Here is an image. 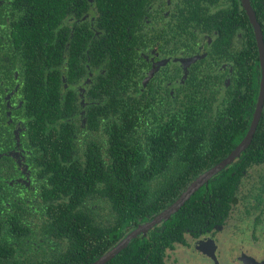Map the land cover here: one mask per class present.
Instances as JSON below:
<instances>
[{"label": "flooded vegetation", "instance_id": "af4514ba", "mask_svg": "<svg viewBox=\"0 0 264 264\" xmlns=\"http://www.w3.org/2000/svg\"><path fill=\"white\" fill-rule=\"evenodd\" d=\"M250 4L257 18L258 0ZM254 32L241 0H0V199L2 210L21 213L10 238L14 264H94L150 219L133 226L116 221L102 185L98 190L96 182L93 199L84 201L76 184L90 143L95 163H110L108 69L115 66L128 97L141 100L188 99L195 84L225 96L233 85L234 128L242 135L231 152L258 97ZM249 34L258 79L245 108L243 74L252 62L238 63L237 55L248 50ZM254 133L198 188L202 204H183L101 264H264V143ZM67 167L78 191L56 184ZM93 174L98 178L97 167ZM211 180L218 183L210 186ZM59 213L83 219H52Z\"/></svg>", "mask_w": 264, "mask_h": 264}, {"label": "trees", "instance_id": "16d2710c", "mask_svg": "<svg viewBox=\"0 0 264 264\" xmlns=\"http://www.w3.org/2000/svg\"><path fill=\"white\" fill-rule=\"evenodd\" d=\"M257 18L264 37V0H258ZM249 40L248 50L241 48L237 55L238 63L245 60L252 62L245 71L247 74H243L248 78V89L244 92L248 100L244 103L245 108L254 101L257 87L254 83L258 79L254 72L257 70V59L251 34ZM229 57L231 60L232 57ZM115 70V66L108 69L107 76L108 96L111 97L109 104H112L114 116L109 122V143L105 149L110 163L105 162L103 167L95 163L90 143L76 184L80 186L85 201L93 199V188L98 182V190L102 185L105 194H108L103 195L104 200L113 202L115 220L133 226L171 204L196 176L230 152L232 145L242 135V131L234 128L238 125V92L230 85L226 95L222 96L218 89L214 93L207 86L195 84L196 92L188 99L157 101L152 97L141 100L128 97L125 84L114 75ZM104 102L109 100L105 99ZM44 106L43 98L36 101L40 111ZM43 118L44 114L38 115L40 126L43 125ZM243 120L246 125L248 118L245 114ZM253 140L264 143V105ZM58 150L52 148L50 151ZM96 167L98 178L93 174ZM70 171L72 169L67 167L59 173L56 177L58 187L68 183L67 186L76 188L75 182L68 177ZM216 183L218 180H211L210 186ZM200 191L202 189L195 192L184 203L185 206L202 204ZM2 207L0 199V264H14V244L10 238L15 235V227L21 223L17 222L21 213L4 211ZM71 214L59 213L52 219L63 220ZM40 219L46 220L45 217ZM73 219L81 220L83 217L72 215L68 218Z\"/></svg>", "mask_w": 264, "mask_h": 264}, {"label": "water", "instance_id": "95a60500", "mask_svg": "<svg viewBox=\"0 0 264 264\" xmlns=\"http://www.w3.org/2000/svg\"><path fill=\"white\" fill-rule=\"evenodd\" d=\"M241 3L255 31L254 34L258 47L259 68H260L259 91H258L255 111L253 113L252 120L250 122L249 128L244 138L223 160L219 161L212 167L208 168L207 170L203 171L201 174L196 176L171 204H169L166 208L158 212L156 215H154L144 224L138 225L134 229L127 232L123 236V238L115 245L114 248H112L105 256L101 257L94 264H101L109 257L115 255L120 249L124 248L136 236L140 235L141 233H145L148 229L157 225L159 222L167 220L194 194L195 191L198 190L199 187L206 184L210 178H212L228 163H230L232 159L237 157L250 142L253 133L258 125V121L260 119L263 103H264V38L260 23L257 21L254 10L250 4V0H241ZM193 60H195V58H190L182 61L189 62Z\"/></svg>", "mask_w": 264, "mask_h": 264}]
</instances>
